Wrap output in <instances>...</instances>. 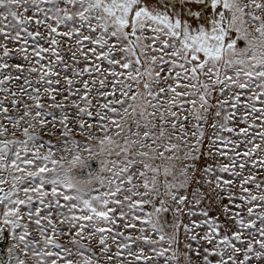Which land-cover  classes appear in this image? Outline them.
<instances>
[{"label": "snow or ice", "instance_id": "snow-or-ice-1", "mask_svg": "<svg viewBox=\"0 0 264 264\" xmlns=\"http://www.w3.org/2000/svg\"><path fill=\"white\" fill-rule=\"evenodd\" d=\"M0 94V264H264V0H0Z\"/></svg>", "mask_w": 264, "mask_h": 264}, {"label": "rangeland", "instance_id": "rangeland-1", "mask_svg": "<svg viewBox=\"0 0 264 264\" xmlns=\"http://www.w3.org/2000/svg\"><path fill=\"white\" fill-rule=\"evenodd\" d=\"M233 35H235V34H233ZM240 43H242V44L241 45L239 44V46L243 47V42H240ZM65 59H67V57H65ZM14 62H19V61H14ZM81 67H83L82 64H81ZM85 78H87V77H85ZM77 87H79V85H77ZM0 95H2V94H0ZM58 99H60V98L58 97ZM93 102L95 103V100ZM10 111H11V109H10ZM72 111L74 112L75 110L72 109ZM209 122L211 123V120ZM212 131H213L212 128L206 126V133L207 134H210ZM17 135H19V133H17ZM46 139H53V137L47 136ZM76 139H82V137L77 134L76 135ZM205 144H207V141H205ZM84 156L86 157L87 153H84ZM88 163H91L90 167L88 166ZM206 163H213V161H209L207 159H202L200 161V165H198V167H202ZM220 163H227V160L220 159ZM98 168H99V163L96 160H92V161H88L87 162V167H85L83 169H78L77 171L79 172V174L86 176L88 171L95 170V169H98ZM196 175H197V177H199L200 173L198 172ZM225 178H230V177H228L226 175ZM196 187H200L201 192L204 193V199H203L202 204L200 205V207H205V206L210 205L212 210L210 211L209 214L211 216L219 215L220 222L226 224L227 221L225 220V217L223 216V214L220 213V209H219V207L217 206V203H216L217 193H218L219 190H217L215 192H211V191H209V187L207 185H203V184L197 185L195 182H193L192 186L188 189L189 199H191V193H192L193 189H195ZM234 191L237 192V194H239L237 189H234ZM220 195H223V193H220ZM238 202L239 201H237V203ZM157 203H158V201H157ZM223 203L227 204L228 201L224 200ZM165 218L166 219H171L172 218V214L169 213L168 217H165ZM190 219H195V220L199 221L200 219H202V217H200V216L189 217L187 214L183 215V222L184 223H189ZM166 231H167V229H166ZM195 231L199 232L200 235H203L204 229H197ZM6 236H7V245L4 248V251H5L6 259H7V249H8V247L11 246L13 241L11 240L10 234L6 233ZM181 239H183V229H181ZM0 240H2V239H0ZM61 242H64V241L62 240ZM92 246L95 247L94 244ZM193 246L195 247V245H193ZM97 251H98V249H97ZM184 251H186V249L184 248V245L181 244L180 245V252L182 253ZM17 255H20L21 258H26L23 253L19 252V250L17 251ZM0 259H1V256H0ZM26 259H27L28 264H34V261L30 257H28ZM193 260H195V257H193ZM178 264H185V261H184V258H183L182 255L179 258Z\"/></svg>", "mask_w": 264, "mask_h": 264}, {"label": "water", "instance_id": "water-1", "mask_svg": "<svg viewBox=\"0 0 264 264\" xmlns=\"http://www.w3.org/2000/svg\"><path fill=\"white\" fill-rule=\"evenodd\" d=\"M241 44L242 43H240V45ZM88 166L90 167L91 163H88ZM166 217H168V214H167ZM6 245H7V236L5 234V237L2 240H0V256H1L2 260H6V254H5V251H4V248L6 247Z\"/></svg>", "mask_w": 264, "mask_h": 264}, {"label": "clouds", "instance_id": "clouds-1", "mask_svg": "<svg viewBox=\"0 0 264 264\" xmlns=\"http://www.w3.org/2000/svg\"><path fill=\"white\" fill-rule=\"evenodd\" d=\"M85 159H87V158H85Z\"/></svg>", "mask_w": 264, "mask_h": 264}]
</instances>
